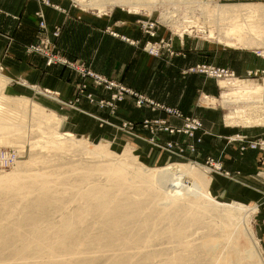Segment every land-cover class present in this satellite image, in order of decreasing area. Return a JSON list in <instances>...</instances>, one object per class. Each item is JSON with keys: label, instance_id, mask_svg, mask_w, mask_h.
Returning <instances> with one entry per match:
<instances>
[{"label": "bare ground", "instance_id": "obj_1", "mask_svg": "<svg viewBox=\"0 0 264 264\" xmlns=\"http://www.w3.org/2000/svg\"><path fill=\"white\" fill-rule=\"evenodd\" d=\"M151 1L109 0L129 11ZM186 2L193 10H210L219 25V19L227 20L215 31L208 29L207 38L237 49L264 47V4ZM87 5L102 11L105 3L89 0ZM161 19L180 33L199 28L190 19L181 20L183 30L172 15ZM237 82L247 89L229 93L231 101L222 100V105H236L227 124H263L264 82L253 88L249 80ZM5 84L0 74V143L6 141L1 134L26 133L27 121L40 138L32 149L40 151L0 171V264H262L245 218L247 208L218 202L201 164L151 168L131 154L130 145L117 155L104 139L94 144L60 132L55 113L33 102L25 110L29 100L6 96ZM216 102L206 96L202 104ZM183 176L191 179L184 189ZM239 229L248 237L244 247L236 244Z\"/></svg>", "mask_w": 264, "mask_h": 264}, {"label": "crops", "instance_id": "obj_2", "mask_svg": "<svg viewBox=\"0 0 264 264\" xmlns=\"http://www.w3.org/2000/svg\"><path fill=\"white\" fill-rule=\"evenodd\" d=\"M50 2L58 8L46 5L44 0H18L15 6L0 7V74L7 83L4 94L10 98L28 99L30 104L25 108L27 111L33 102L44 109L47 108L48 111L55 112L61 118L62 128L74 134L81 131L75 129L81 124V119H87L88 107L95 113L97 112L96 105H88L85 96L81 95L80 89L78 90V86L81 87L86 79L63 64H48L41 56L30 55L24 51L25 45L37 41L39 19L35 13L38 10L43 12L47 22L48 39L56 44L62 56L71 60H83L92 70L108 78L116 77L128 85L131 77L136 73L135 62H165L162 74H167L166 68L169 69L171 74L167 78L173 76L175 84L173 85L172 102H164V104L178 107L185 115L200 118L207 131L206 134L197 133V137L201 136L202 142L197 144L196 152H187V155L194 162L201 163L211 158L214 164L220 166L222 172H209L211 192L215 196L223 195L230 198L238 196V200L241 201H246L247 199H243V196L245 198L248 196L254 202H258L260 221L263 223L264 154L254 149L241 151L240 143L229 137L245 135L248 138L264 139V125L224 124L218 108L205 106L199 102L201 94L213 96L216 93V81L199 74H181V70L196 63L231 62L230 56H223L224 49H217L194 38L179 39V37L172 40V46L178 53L177 55L167 57L164 54L163 58L153 57L144 52L141 45L125 42L120 38L125 36L139 42L148 39L134 25L136 17L132 14L111 10L98 15L75 10L69 3H63L61 0H50ZM212 3L253 2L212 0ZM255 3L264 4V0ZM12 15L15 18H11ZM55 27L59 28L56 37L52 35ZM168 35V32H158V37ZM6 36L10 39L7 40ZM241 64L243 72L258 68L264 69V57L258 58L252 53L250 58ZM222 66L229 67L228 64ZM151 75L152 69L149 64L145 74L147 77L145 83H148ZM167 78L163 81L165 90L167 81H170ZM169 89H172L171 84H169ZM89 90L96 97L99 96V90L93 88ZM67 102H75V104L68 106ZM65 109L66 112L61 115V110L65 111ZM138 111H142L141 115H138L139 118L146 115L152 118H166L164 112H150L145 108H140ZM90 119L96 127L102 128L98 119L95 117H90ZM169 121L172 124L180 123L173 118H169ZM146 135L149 136V133ZM157 139L160 142L184 140L183 136H171L165 133H160ZM147 146L156 152L149 144ZM160 155L161 152L157 154L155 160H159ZM258 236L264 250V225L261 226Z\"/></svg>", "mask_w": 264, "mask_h": 264}, {"label": "rangeland", "instance_id": "obj_3", "mask_svg": "<svg viewBox=\"0 0 264 264\" xmlns=\"http://www.w3.org/2000/svg\"><path fill=\"white\" fill-rule=\"evenodd\" d=\"M44 1H45L46 5L56 7V6H54V4H52L50 2V0H44ZM61 1L63 3H69L70 6L75 10H79L81 12H86V13L102 15V14L110 12L111 10H120V11H124V12L132 14L133 16L136 17L134 25L137 26V28L141 32V34L145 35L148 38L142 42L134 41L135 42L134 45H141V48L144 52H146L145 51V43L149 40L150 37H148L147 34H145L142 31V29L140 27V21H146V20L154 21V22L160 23L159 24L160 29L158 30V32L163 31V32L169 33V35L167 37H158V35H157L156 39L159 40V39L163 38V39L167 40L170 43L172 49H174L172 46V40L174 38L180 37L179 39H182L184 37H189V38H194L196 40H200V41L205 42L206 44H208L210 46H214L217 49H224L225 54L223 56H225V57L230 56L231 62H212L209 64L215 65V66H222L224 64H228L230 69H232V70L234 69V71L236 72V74L240 78V80H236V81H238L237 83H240V81L249 80L250 84L248 87L253 88L255 85L262 84L264 82V77H260V75L255 76L254 73H252L251 75H248L249 71L259 73L260 71H262L264 69L258 68L256 70H247V71L243 72V70H242L243 67L241 64L244 60L250 58V54H252V53L256 54V56L258 58L264 57V47L260 46L261 47L260 48L257 45L256 46L253 45L247 49H237L234 47L227 46L225 44V42L222 40H218L215 38H207L206 36H208V34H207L209 31L208 29H210V30L212 29L215 31L217 27H220L221 25H225V23L227 24L228 23L227 20L225 19L223 21V19L222 20L219 19V22L221 21L220 25H219V24H217L215 18L210 13V10L209 11H201V10H197V9L193 10L192 5H190V3L188 4L186 2V0H173V1L172 0H152L151 2H149L151 4L147 3V5H145V6H142V7L140 6L138 8L139 11H138V9L136 11H129V8L127 6H122L119 4H113V3L109 2V0L108 1L96 0L99 2L105 3L102 11L97 9L95 6H90V5L85 6L86 4H88L89 0H82V2H79L77 0H61ZM249 1L250 2H258L259 0H249ZM82 3L85 5L82 6ZM211 3H212V0H211ZM213 3H217V2H213ZM15 4H18V0H0V7H2L3 5L12 7V6H15ZM188 5H190L191 7ZM106 6H108L109 8ZM56 8H58V6ZM172 8H173V10H172ZM167 9H168V12L166 11ZM174 9H176V12ZM169 10H172V12H170ZM35 14L39 19V22H38L39 32H38V36H37V41L34 43H30V44L25 45L24 51L30 55L41 56L42 58L45 59V62H47L48 57L44 54L47 52V50L50 51L52 53V55H55V54L62 55V54H60L58 52L56 44L53 43L50 39H48V37L46 35L47 22L45 20L43 12L41 10H38ZM162 14L172 15L174 17V19L177 20V22H176L177 25H179L178 24L179 22H180V24H182L181 25L183 27L182 30L185 29L184 27L186 26V25L185 26L183 25V22L186 23L187 19H188L187 22L190 19V21L192 23H194L195 25H199V28H197V29L191 28V32L190 31H185L183 33L177 32V31L173 30V27L167 25L166 23H164L162 21V19H161ZM184 15H185V17H184ZM176 17H179V18H176ZM11 18H15V17L12 15ZM182 18L184 19V21L182 20ZM58 29H59L58 27H55L53 32H52V35L56 32L59 33ZM193 29H195V31ZM122 37H125V36H121L120 38H122ZM6 38H7V40L10 39L9 36H6ZM122 40H124V39L122 38ZM124 41L128 42L126 40H124ZM43 51H44V53H43ZM174 51H175V49H174ZM259 53L261 55H259ZM147 54H149V53H147ZM164 54H166L167 57H172L168 53H166L165 51H162L161 55L158 58H163L165 56ZM177 54L178 53L176 52V55ZM150 56H153V55H150ZM173 56H175V55H173ZM153 57H156V56H153ZM68 60L72 63H79V64L83 65L86 69H89L92 72L99 74V73L95 72L94 70H92L91 67L86 65L85 61H83V60H71V59H68ZM164 63L165 62H135V66H136L135 72L136 73L134 74V76L131 77V81H130L131 83L129 82L128 85L126 83L120 81L116 77H115L116 78L115 79V78H108L102 74H99V75L105 77L108 80L114 81L119 86L134 90V91L138 92L139 94H144L145 96H148L149 98L153 99L155 102L164 104V102L165 103L172 102L173 96H174L173 85L175 84L173 76H171V78H167V76H170V74H171V72H169V69L166 68V70L168 71L167 74H165V75L162 74V71L165 69ZM256 63H258V62H256ZM55 64H59V63H55ZM149 64H150L151 69H152V75L150 76L148 83H145V81L147 79L145 74H146V71L148 70ZM167 64H168V62H167ZM191 66H188L187 68H184L183 70H186ZM69 69L76 72L72 68H69ZM241 73H243V74H241ZM181 74H182V70H181ZM188 74H193V73H188ZM166 78H167V80H170V81H167V87L165 90V89H163V87H164L163 81ZM84 79H86V82L81 84V88H82V85H85V88L81 89L78 86V90L81 89V92H82L81 95L85 96V99L87 100L88 105H92V104L96 105L97 112L95 113L93 109L90 110L89 107L87 108V110H86L87 119L86 120L81 119V124L76 126V129H75V130H81V131L77 132L78 134L72 133L75 137L84 138L87 141L94 143V144H97L100 140L104 139L108 142V149L117 155L122 154V152L126 148V146L130 145L131 146V154L136 156V158L140 162L145 164L147 167H151V168L165 167L169 164H174V163L188 164V163L194 162V160L190 159L189 156L187 155V151H184L182 153V156H176L175 154L167 153L166 151H164V150L160 149L158 146H156L157 144H160L161 146H163L165 144V142H167V141L160 142L157 139V136L160 133L158 134L155 131H153V133H152L151 131H149L148 129H146L142 126V121L144 119L147 118V119L151 120L153 118L150 116H147V115L145 117L139 118L138 115H141L142 111L141 112L138 111L140 108L138 109L135 106V103L131 98L124 97L122 100L114 99L113 95L117 91L116 88H114L112 90H106L102 85L101 86L94 85L92 79H89V78H84ZM221 81H224V80H221ZM236 81H233L230 83L224 81L227 83V87H225V88L221 86L220 81L218 82L220 87L216 83V90L217 91L213 96H209V97L215 98L217 100V102H216V104L205 105V106H211L214 108H218L219 111L221 112L222 121L226 125L257 126V125H251V124H247V125L245 124L244 125V124H227L226 123L228 115L234 111L236 105L235 104H230L228 106L222 105V103H221L222 100L228 99V101H231V100H233L231 98L233 95L229 96V93H232V91L247 89V88L241 89L240 85L236 86V84H234ZM129 84H130V86H129ZM169 84H171L172 89H169ZM135 87L137 89L140 88V90L135 89ZM89 88L99 90V96L96 97L93 92H90ZM206 96H208V95H204V94L200 95V101H199L200 104H202V101L206 98ZM159 101H161V102H159ZM67 104H68V106L69 105L74 106L75 102H73V103L67 102ZM164 105H166V104H164ZM166 106L170 107V108H175V106H169L168 104ZM246 108H247V106H246ZM135 109L138 112H133V111H136ZM45 110H48V109L45 108ZM148 110L150 112H161V111H157V110L152 111L151 109H148ZM179 110L181 111V109H179ZM51 112H53V111H51ZM65 112H66V109H65V111L61 110L60 114L64 115ZM53 113H55V112H53ZM181 113L184 116H188V117L192 116V115H185L182 111H181ZM56 116L60 119V124H59L58 130L60 132H66L61 126V118L57 114H56ZM90 117H93V118L95 117L96 119H98V122L100 124H102V128H98V126L96 127V125L90 119ZM166 117H167V115H166ZM154 118H158V117H154ZM174 120H176V119H174ZM177 121H179V120H177ZM180 124H181V122L178 125H180ZM18 125L21 126L20 123H18ZM26 125H28V126H26ZM262 125H264V124H262ZM25 126H26L25 128L27 129L26 133H25V131H22V130H13L11 132V136L14 135L13 138L11 136H9V134H1L2 136L3 135L5 136L4 138L6 139V141H5V143H4V141H2V143H0L1 144L0 145V151L7 153L8 158H7L6 162H4L0 166V171L2 170V171L8 172L9 170L12 169L13 166H15L16 162L28 160L30 155L35 152L34 150H36V152L39 150L38 148L34 149L35 147L32 149V147H33L32 144L34 143V141H36L37 139H40L39 137H37L35 135V133H33L34 127L31 126V122H27V121L25 122ZM30 126H31V130L29 128ZM82 130H84V131H82ZM30 131H32V132H30ZM27 132L28 133L30 132L29 134L31 136ZM69 133H71V132H69ZM147 133H149V136L146 135ZM22 134H25V135H22ZM18 135H21L22 137L16 138V136H18ZM229 138H232V139L237 141L236 135L231 136ZM257 139H259V137L258 138H248V140H257ZM154 141L157 143H155ZM146 144L147 145L149 144V146L153 147V149L156 150V152H153L152 148H149ZM239 148H240V146H239ZM30 151H31V153H30ZM159 152H161L159 160H155V157L157 156V154H159ZM43 153H45V152H43ZM152 155H153V157H152ZM82 156H85V155H82ZM167 156H168V158H167ZM86 157L87 156H85L83 158H86ZM207 160L208 159H206L205 163H201L199 161L196 163H199L203 167H205V169L204 168H202V169L208 177H211L210 173H209L210 171L222 172L221 169L217 170L215 168V166H218V165L214 164V166H212V165L207 163ZM180 180L182 183L180 182ZM179 182H180V184L183 185L182 189L185 188L184 186H191V179L189 176H183L182 178L179 179ZM180 188L181 187H177V190H179ZM208 188H209L211 195L218 202H226V203L236 202V203L243 204L247 208V210L249 209L248 211L247 210L245 211V213L247 215L246 214H244V215H246L245 218L247 219V223L250 226L252 232L254 233V238L256 239V242L258 244L260 261L262 264H264V250H263V247L261 244V240L258 236L259 230H260L261 226L264 225V222L262 223L260 221L259 205L257 204L258 202H254L248 196H246V198L243 196V199H247L246 201L245 200H243V201L238 200V196H237V198L235 196H234L235 198L233 196H231V198L228 196H223V195L215 196L210 190V183H209ZM179 191H181V189ZM242 221H244V220L242 219ZM263 221H264V219H263ZM245 235L243 233V230L239 229L238 235H237L238 239L236 238V240H237L236 244L238 246L244 247L247 244L248 237ZM164 246H165V244H164ZM229 254L231 256L234 255L232 251H230Z\"/></svg>", "mask_w": 264, "mask_h": 264}, {"label": "built area", "instance_id": "obj_4", "mask_svg": "<svg viewBox=\"0 0 264 264\" xmlns=\"http://www.w3.org/2000/svg\"><path fill=\"white\" fill-rule=\"evenodd\" d=\"M41 16V15H40ZM160 23L154 21H140V27L142 31L147 34L149 40L145 43V51L150 55L159 57L162 51H165L170 56L176 55L174 49H172L170 43L161 38L159 40L156 39L158 35V30L160 29ZM113 35H116L112 33ZM54 36H58V32L53 34ZM124 40L128 41L131 44L135 42L133 40H129L128 38L122 37ZM42 51V50H41ZM44 53V51H43ZM48 57V64H63L68 68H72L78 73L82 78H89L93 80L94 85L103 86L106 90H112L114 88L117 91L114 93V99L122 100L124 97L131 98L135 106L137 108H146L151 109L152 111H161L164 112L167 117L166 118H153L151 120L144 119L142 121V126L153 133V131L159 133H165L171 136H183L184 140H169L165 142L163 146L157 144L160 149L166 151L167 153H173L176 156H182L184 151L189 153L196 152L197 144L202 142L201 136L197 137V133L201 132L202 134H206L207 131L204 129L203 122L200 118L195 116H184L178 108H170L164 104L155 102L153 99L145 96L144 94H139L138 92L124 88L122 86L117 85L114 81L108 80L105 77L92 72L89 69H86L83 65L79 63H72L68 60V58L62 55H52L50 51L47 50L44 53ZM259 55H261L259 53ZM183 74L193 73L203 75L207 78H212L218 84L219 81L224 80L228 83L240 80L236 72L229 67L226 66H215L209 63H196L193 64L186 70H182ZM254 73L255 76L264 77V70L258 72H248V75ZM219 86V84H218ZM220 87V86H219ZM81 88V87H80ZM85 85H82L81 89H84ZM80 89V91H81ZM169 118H173L179 120L181 122L180 125L172 124L169 121ZM155 134V133H154ZM237 141L240 143V150L244 151L246 149H254L259 150L264 154V139L257 140H248V137L245 135L237 136ZM155 142V141H154ZM157 143V142H155ZM8 158L7 153L0 151V166L6 162ZM207 163L214 166V162L211 158L207 160ZM217 170L221 168L219 166H215Z\"/></svg>", "mask_w": 264, "mask_h": 264}]
</instances>
